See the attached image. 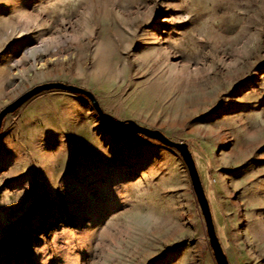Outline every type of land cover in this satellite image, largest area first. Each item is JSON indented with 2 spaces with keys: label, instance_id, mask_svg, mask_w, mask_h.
Here are the masks:
<instances>
[{
  "label": "rangeland",
  "instance_id": "rangeland-1",
  "mask_svg": "<svg viewBox=\"0 0 264 264\" xmlns=\"http://www.w3.org/2000/svg\"><path fill=\"white\" fill-rule=\"evenodd\" d=\"M89 91L183 142L228 264H264V0H0V109ZM0 264H214L174 151L44 91L0 128Z\"/></svg>",
  "mask_w": 264,
  "mask_h": 264
},
{
  "label": "water",
  "instance_id": "water-1",
  "mask_svg": "<svg viewBox=\"0 0 264 264\" xmlns=\"http://www.w3.org/2000/svg\"><path fill=\"white\" fill-rule=\"evenodd\" d=\"M50 90L62 91L64 93L84 99L88 103L91 111L94 113L97 119L102 122L104 126L113 133H123L128 135L141 136L142 138L150 140L156 143L157 145H160L168 150L174 151L186 171L191 191L193 193L201 218L203 220L205 236L207 238V244L209 246L213 262L214 264H228L225 255L222 252L217 238L214 234L209 207L204 196L193 160L185 143L171 141L158 130L140 126L132 120L111 121L102 112L95 98L89 91L60 82H49L36 85L19 95L12 102L2 107L0 109V128L2 125V120L5 118L6 115H9L16 111L22 104H24L32 97L44 91Z\"/></svg>",
  "mask_w": 264,
  "mask_h": 264
}]
</instances>
